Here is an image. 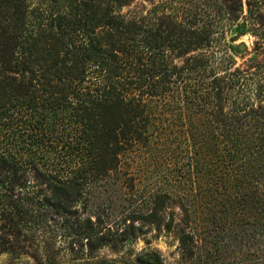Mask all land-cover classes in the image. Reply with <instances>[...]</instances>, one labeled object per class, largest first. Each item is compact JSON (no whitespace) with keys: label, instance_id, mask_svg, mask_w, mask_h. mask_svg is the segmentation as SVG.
I'll return each instance as SVG.
<instances>
[{"label":"trees","instance_id":"1","mask_svg":"<svg viewBox=\"0 0 264 264\" xmlns=\"http://www.w3.org/2000/svg\"><path fill=\"white\" fill-rule=\"evenodd\" d=\"M134 1L0 0V231L74 233L38 264H168L98 232L179 225L184 264H264V0Z\"/></svg>","mask_w":264,"mask_h":264},{"label":"rangeland","instance_id":"2","mask_svg":"<svg viewBox=\"0 0 264 264\" xmlns=\"http://www.w3.org/2000/svg\"><path fill=\"white\" fill-rule=\"evenodd\" d=\"M163 0H135L132 5L126 7L124 12H138L145 9H151L153 6L160 4ZM249 0H243V14L249 13ZM252 2V1H251ZM256 36L247 33L244 34L235 41L236 45L240 42H245L248 45V50L242 52L237 57L238 65L244 66V63L250 58L256 48ZM173 211L176 214L177 221H181L182 213L179 207H174ZM107 220V219H106ZM107 224L112 222V219H108ZM129 223V221H128ZM113 225V223L111 224ZM103 228V232H98L100 235H104L106 244L100 249V253L103 256L117 258L123 255H129V253H136L142 249L160 250L163 257L168 264H184V260L180 251V226L177 225L173 231H166L165 229L155 227H145L143 232H115V229L109 230L107 225ZM21 241L18 242L13 235H5L0 231V264H38V262H44L43 258V246L44 242L57 241V247L63 249L64 247H70L76 245L75 238L71 232H35L32 229L31 232H23ZM6 237L9 243H5ZM70 241V244H69ZM5 247L16 248L17 251L22 254L13 255L7 251H3Z\"/></svg>","mask_w":264,"mask_h":264},{"label":"water","instance_id":"3","mask_svg":"<svg viewBox=\"0 0 264 264\" xmlns=\"http://www.w3.org/2000/svg\"><path fill=\"white\" fill-rule=\"evenodd\" d=\"M238 49L240 52H245L248 50V45L245 42H240L238 44Z\"/></svg>","mask_w":264,"mask_h":264}]
</instances>
